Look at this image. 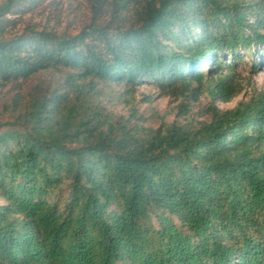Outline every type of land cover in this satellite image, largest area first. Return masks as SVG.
<instances>
[{"label": "trees", "instance_id": "16d2710c", "mask_svg": "<svg viewBox=\"0 0 264 264\" xmlns=\"http://www.w3.org/2000/svg\"><path fill=\"white\" fill-rule=\"evenodd\" d=\"M25 1L0 0V105L44 71L69 91L3 105L17 127L0 131V264H264L263 95L156 129L93 99L145 79L230 95L240 50L264 48V2L91 0L77 33L11 34Z\"/></svg>", "mask_w": 264, "mask_h": 264}, {"label": "rangeland", "instance_id": "374dc122", "mask_svg": "<svg viewBox=\"0 0 264 264\" xmlns=\"http://www.w3.org/2000/svg\"><path fill=\"white\" fill-rule=\"evenodd\" d=\"M5 1V0H1ZM264 2V0H261ZM91 0H42L37 4L26 0L21 6L16 7L15 13L11 12L8 17L14 20L9 31L11 34L20 33L28 25H37L38 28L53 29L58 32L64 30L77 33L80 27L90 16ZM253 21L252 17H249ZM253 57L250 51L240 50L239 59L233 70L226 73L233 74L229 85L233 88L230 95L213 98L207 92H199L195 97L184 96L176 91L165 89L157 82L144 80L133 89L126 91L124 84L98 85L99 94L93 99L103 102L105 113L116 118L123 117L132 123H137L145 128H158L162 123L196 125L200 121L211 119L210 108L215 105L219 110L226 111L235 108L239 102H247L260 95L264 96V48L254 49ZM225 62H232V56H227ZM206 69L203 65L202 69ZM63 72L49 70L38 73L28 80H21L13 87L6 89L4 98L1 100L0 131L16 128L14 110H3V105H10L12 98L22 93L24 101L22 110L31 102L32 96L48 90L58 88L60 92L69 91L62 82ZM214 73L212 78L219 77ZM210 78V77H209ZM59 85V86H58ZM70 94H73L72 92ZM183 105H186L183 107ZM11 108V107H10ZM121 264V263H117Z\"/></svg>", "mask_w": 264, "mask_h": 264}]
</instances>
